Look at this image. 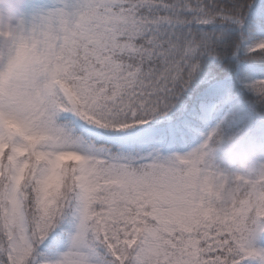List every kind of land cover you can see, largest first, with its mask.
<instances>
[{
	"label": "snow or ice",
	"instance_id": "obj_1",
	"mask_svg": "<svg viewBox=\"0 0 264 264\" xmlns=\"http://www.w3.org/2000/svg\"><path fill=\"white\" fill-rule=\"evenodd\" d=\"M17 31L0 73L50 91L0 86V264H264V175L213 166L219 126L181 151L225 72L264 99V0H31Z\"/></svg>",
	"mask_w": 264,
	"mask_h": 264
},
{
	"label": "rangeland",
	"instance_id": "obj_2",
	"mask_svg": "<svg viewBox=\"0 0 264 264\" xmlns=\"http://www.w3.org/2000/svg\"><path fill=\"white\" fill-rule=\"evenodd\" d=\"M30 4L31 0H25V10ZM236 109L234 112L221 115L210 127L211 129L219 126L217 136L210 143L212 149L210 158L213 166L219 171H223L217 168L220 161H230L237 154L253 156L264 146V126L261 125L260 116L253 104L239 103ZM206 135L207 133L198 142L181 151L187 152L198 147Z\"/></svg>",
	"mask_w": 264,
	"mask_h": 264
},
{
	"label": "trees",
	"instance_id": "obj_3",
	"mask_svg": "<svg viewBox=\"0 0 264 264\" xmlns=\"http://www.w3.org/2000/svg\"><path fill=\"white\" fill-rule=\"evenodd\" d=\"M234 38L239 39V36L237 35ZM210 63V61L205 60L203 65L204 71L210 70ZM240 67L241 71L244 72H252L254 74L264 73V60L256 59L245 61ZM225 75L231 79V99L228 102L222 104L216 112L209 115L205 120L197 121L194 130L188 134L181 150H185L191 145L198 142V140L202 136L208 133L210 127L214 124V122L216 123L218 119H220L221 115L236 111V107L239 103L247 102L253 104L256 112L260 116L259 118L261 119V125L264 126V99H261L251 90L244 87V85L240 82L239 78L236 76L235 67H233L230 72H225ZM262 162H264V146L260 150H258L253 156L237 154L235 155V158L230 161H220L217 164V168L225 171L226 173H244L248 168L252 167L253 165L259 166Z\"/></svg>",
	"mask_w": 264,
	"mask_h": 264
},
{
	"label": "clouds",
	"instance_id": "obj_4",
	"mask_svg": "<svg viewBox=\"0 0 264 264\" xmlns=\"http://www.w3.org/2000/svg\"><path fill=\"white\" fill-rule=\"evenodd\" d=\"M25 12V0H0V35L5 40L15 38L18 34L19 22ZM11 76L12 86L22 93L29 96L43 98L47 91H50L48 83L44 79L43 70L36 65L27 64L24 58H14L0 73V86L9 83L8 77ZM260 165H264L262 162ZM253 165L244 173L235 172L236 174H251L255 172L258 175H264V167ZM223 199H231V192L225 191Z\"/></svg>",
	"mask_w": 264,
	"mask_h": 264
}]
</instances>
